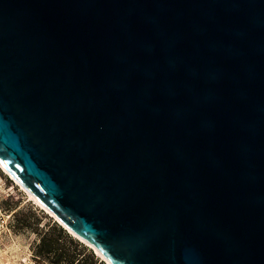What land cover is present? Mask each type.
<instances>
[{
    "label": "water",
    "instance_id": "water-1",
    "mask_svg": "<svg viewBox=\"0 0 264 264\" xmlns=\"http://www.w3.org/2000/svg\"><path fill=\"white\" fill-rule=\"evenodd\" d=\"M0 167L109 264H264V0H0Z\"/></svg>",
    "mask_w": 264,
    "mask_h": 264
},
{
    "label": "rangeland",
    "instance_id": "rangeland-1",
    "mask_svg": "<svg viewBox=\"0 0 264 264\" xmlns=\"http://www.w3.org/2000/svg\"><path fill=\"white\" fill-rule=\"evenodd\" d=\"M0 207L6 215H11L12 225L0 227V264H28L35 256L36 247L48 227L55 224L87 252L97 259L98 263L107 264L94 251L66 229L57 219L45 210L29 201L21 188L0 168ZM38 264H50V256L40 258Z\"/></svg>",
    "mask_w": 264,
    "mask_h": 264
},
{
    "label": "trees",
    "instance_id": "trees-1",
    "mask_svg": "<svg viewBox=\"0 0 264 264\" xmlns=\"http://www.w3.org/2000/svg\"><path fill=\"white\" fill-rule=\"evenodd\" d=\"M35 256H50V264H101L92 253L87 252L55 224L48 227L41 237Z\"/></svg>",
    "mask_w": 264,
    "mask_h": 264
},
{
    "label": "bare ground",
    "instance_id": "bare-ground-1",
    "mask_svg": "<svg viewBox=\"0 0 264 264\" xmlns=\"http://www.w3.org/2000/svg\"><path fill=\"white\" fill-rule=\"evenodd\" d=\"M1 168V167H0ZM3 170V172L8 176L10 177L20 188L21 190L27 195L29 201H33L37 206H39L41 209L45 210L46 213H48L50 216L54 217L55 219H57L53 214H51L46 208H44L39 202H37V200L29 193L27 192L16 180H14V178L12 176H10L3 168H1ZM58 220V219H57ZM59 221V220H58ZM60 222V221H59ZM61 223V222H60ZM62 224V223H61ZM64 226V225H63ZM65 227V226H64ZM66 228V227H65ZM67 229V228H66ZM69 232L75 237L77 238L78 240H80L81 242H83L84 244H86L87 246L91 247L94 249V247L89 244L88 242L82 240L81 238L77 237L75 234H73L70 230ZM95 253L103 260L105 261L107 264H109L105 258L99 253L97 252L95 249H94Z\"/></svg>",
    "mask_w": 264,
    "mask_h": 264
},
{
    "label": "built area",
    "instance_id": "built-area-1",
    "mask_svg": "<svg viewBox=\"0 0 264 264\" xmlns=\"http://www.w3.org/2000/svg\"><path fill=\"white\" fill-rule=\"evenodd\" d=\"M10 217L11 215H6L5 211L2 210V208L0 207V227L2 226V224L4 227H10L13 224ZM38 262L43 263L40 258L32 256L31 259L28 261V264H38Z\"/></svg>",
    "mask_w": 264,
    "mask_h": 264
}]
</instances>
